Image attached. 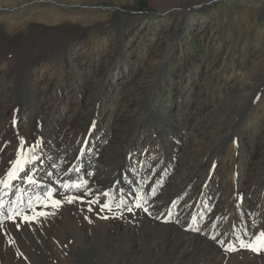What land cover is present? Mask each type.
<instances>
[{
  "label": "rangeland",
  "instance_id": "obj_1",
  "mask_svg": "<svg viewBox=\"0 0 264 264\" xmlns=\"http://www.w3.org/2000/svg\"><path fill=\"white\" fill-rule=\"evenodd\" d=\"M88 133L80 199L36 204L0 264H264L239 245L264 230V0H0V178L23 144L46 183Z\"/></svg>",
  "mask_w": 264,
  "mask_h": 264
},
{
  "label": "bare ground",
  "instance_id": "obj_2",
  "mask_svg": "<svg viewBox=\"0 0 264 264\" xmlns=\"http://www.w3.org/2000/svg\"><path fill=\"white\" fill-rule=\"evenodd\" d=\"M211 1H213V0H211ZM83 2V1H82ZM246 4H249L248 3V1H246L245 2ZM252 3V2H251ZM192 4H194V3H192ZM64 5L65 6H72L73 7V5H70V4H67V3H64ZM198 5H203V4H198ZM63 6V5H62ZM83 6V5H82ZM86 7V6H85ZM87 7L90 9V8H92L93 7V5H91V4H87ZM87 8V9H88ZM170 8H173V9H170ZM170 8H168L166 11L167 12H170V14L172 13V12H174L176 9L174 8V7H170ZM180 8V7H179ZM185 11V10H184ZM51 17V16H50ZM50 17H48V18H41V17H38V19L39 20H43V21H46V22H57V21H59V20H61L62 18L61 17H54V18H50ZM48 29V27L46 28V30ZM50 30V29H49ZM48 30V31H49ZM55 29H52V30H50V31H54ZM34 102L31 104V106L30 107H32L33 108V111L34 112H36L37 110L36 109H34ZM36 110V111H35ZM33 113V112H32ZM17 118V117H16ZM158 124V123H157ZM159 124H160V126H162L163 124H162V122L161 121H159ZM157 129H158V127H157ZM164 135V134H163ZM171 135H173L172 133H168V135L166 136L167 137V139H168V137H170ZM158 137V136H157ZM90 138H92V136H90V133H88L85 137H83V139H82V141L80 142V144H78V146H76L75 148V150H73V151H75L74 153H78V151H79V158H80V160L79 161H76L77 159V156H76V160L74 161V160H70V167H69V169L66 171V172H61L60 174H55V172H54V168H53V166L52 165H49V164H46V163H43L41 166H42V170H41V172L42 173H44V175H45V179H46V183H44V182H42V180H40V178L37 176L38 174H33V170L32 169H30V166L29 165H27L26 166V169H25V172H21L20 173V176H25V179H24V183H26L27 185L25 186V191H23V192H20L21 194H15L14 193V184H15V182H21V179H17V180H14L13 182H12V184H13V187L11 188V189H3V191L2 192H0V201H3V203H4V208H3V213H4V215H10V214H12V213H9L8 212V208L10 207V206H15L16 207V210L17 211H19V210H23L24 211V208H25V204H23V200H25L26 199V197L27 198H29L31 201H33V202H36L37 201V198L38 197H40V198H43V197H46V194H47V192L51 189V190H53V194H52V197H55V198H59V199H62V198H65L64 196H61L62 194H66V193H70L69 195L71 196V194L72 193H74V194H76V191H83V190H86V188H82L81 186L80 187H77L76 185L77 184H81V180L83 179L84 181L86 180V179H84L83 177H81V176H83V173H84V171H85V169L87 168V167H90L91 166V164L93 163V162H91V160L88 158V156L89 155H85L84 156V158L81 160V156H83L84 155V153H85V151L83 150V152H82V149L84 148V149H86V147L89 145V142H90ZM179 139V138H178ZM227 139V138H226ZM70 143V142H69ZM66 143H64V145H65ZM40 145V144H39ZM38 145V146H39ZM70 145V144H69ZM213 145V144H212ZM79 147L81 148L80 150H79ZM71 147H68L67 146V150L66 149H64V151L63 152H65L66 154H67V151L70 149ZM130 152V151H129ZM77 155V154H76ZM137 156V154H134V158H133V161H134V159H135V157ZM61 160V159H60ZM129 160V159H128ZM42 162V161H41ZM54 162V161H53ZM154 162V161H153ZM65 163V162H64ZM138 163V162H137ZM53 164V163H52ZM94 164H95V162H94ZM139 164V163H138ZM134 165V164H133ZM126 166V165H125ZM134 169H135V166H133L132 167V169L130 170V173L129 174H131V173H133L134 172ZM40 170V169H39ZM98 170V169H97ZM63 171V170H62ZM125 171V170H124ZM40 172V173H41ZM139 172V170H137V173ZM96 173V172H95ZM26 174L27 175H29V176H31L32 178H33V180L35 181V183H32V186H31V183H28V181H27V179H26ZM71 174V175H70ZM128 174V175H129ZM148 175V174H147ZM155 175V174H154ZM126 176V175H125ZM138 176V175H137ZM81 177V178H80ZM96 177H99V178H102V179H107V178H105L102 174H101V170H100V172H98L97 174H96ZM134 177H136V176H134ZM139 178V177H138ZM102 179L100 180H97L98 182H102ZM127 179V178H126ZM110 181V180H109ZM133 181V180H132ZM142 181V180H141ZM140 181V182H141ZM96 183L97 182H95V185H96ZM142 183V182H141ZM64 184H69V185H72V187H70V188H65L63 185ZM132 185V184H131ZM31 186V187H30ZM146 186V185H145ZM30 187V188H29ZM95 187V186H94ZM121 188H123L122 187V185H121ZM21 190V189H20ZM90 190V189H89ZM199 190V189H198ZM107 191V190H106ZM139 191V190H138ZM102 192H103V189H102ZM81 193V192H80ZM83 193V192H82ZM92 193V192H91ZM90 193V194H91ZM119 194V193H118ZM17 195L18 196H20L21 197V200L20 201H18L17 200ZM81 195V194H80ZM93 195L95 196V194L93 193ZM137 195H140V196H137ZM4 196V197H3ZM87 196V195H86ZM121 196V195H120ZM1 197H3V198H1ZM107 197V196H106ZM122 197V196H121ZM128 197V196H127ZM124 198L123 199V203H124V201L126 202V201H132V203L135 201V202H137V201H139L140 203H145L146 202V197H145V195H143V194H135L134 195V193H133V195L130 197V198ZM58 199V200H59ZM107 199V198H106ZM131 199V200H130ZM27 202V201H26ZM25 202V203H26ZM134 202V203H135ZM153 202V201H152ZM37 204H39V203H37ZM121 204V203H120ZM146 204V203H145ZM157 204V203H156ZM26 205H28L27 203H26ZM151 205V204H150ZM24 206V207H23ZM126 206H127V203H126ZM146 206V208H148L147 207V205H145ZM145 206H143V207H145ZM95 207V206H94ZM124 207V206H123ZM206 207V206H205ZM129 208H131V206L129 207ZM132 208H134L133 206H132ZM136 208V207H135ZM71 209H74V208H71ZM127 209V216H130V217H137L136 219H133L130 223H127V221L125 222V221H123V223H124V225L126 224L127 226H128V224H133V223H135V222H139V220H141V219H143V218H141V215H143L144 216V214L141 212V210L140 211H136V212H134L135 211V209L133 210L132 209V211H128V208H126ZM142 209V208H141ZM98 210V209H97ZM150 210V209H149ZM125 211V210H124ZM29 212V211H28ZM113 212V211H112ZM140 212V214H138ZM26 213V212H25ZM138 214V215H136V214ZM28 214V213H27ZM78 214V213H77ZM146 215V214H145ZM152 215V214H151ZM148 216V215H147ZM152 216H154V215H152ZM257 216V215H256ZM155 217V216H154ZM141 218V219H140ZM3 218L2 217H0V220H2ZM23 218L21 217V216H18L17 218H16V220H15V222L14 221H11V220H3V225H2V227H0V252H1V245H2V241H1V237H2V235H4V233H5V235L7 234V233H14V234H16V232H18V228L21 226V225H23L21 222L23 221L22 220ZM160 219V218H159ZM164 220V219H163ZM130 221V220H129ZM113 222V221H112ZM24 223V222H23ZM113 223H115V222H113ZM120 223V222H119ZM154 223V222H153ZM78 224V223H77ZM107 224H109V223H107ZM122 224V223H121ZM121 224H118V225H121ZM17 225H19L18 227H17ZM148 225V224H147ZM158 225V224H157ZM24 227H25V225H23ZM66 226V225H65ZM142 226H143V224H142ZM27 228H28V230H29V228H31V227H28V226H26ZM137 227V226H136ZM141 227V226H140ZM163 227V226H162ZM165 227V226H164ZM123 228V227H122ZM33 229V228H32ZM133 229V228H132ZM146 229H148V228H146ZM164 229V228H163ZM205 229V228H204ZM25 230V229H24ZM61 230V229H60ZM60 230H58V231H60ZM108 230H109V228H108ZM145 230V229H144ZM34 231V230H33ZM140 231V230H139ZM162 231V230H161ZM132 232V231H131ZM138 232V231H137ZM169 233V232H168ZM194 233V232H193ZM10 234V235H11ZM31 234V233H30ZM49 234V233H48ZM60 234V233H59ZM58 234V235H59ZM84 234V233H83ZM173 234H175V233H173ZM24 235V234H23ZM13 236V235H12ZM39 237V236H38ZM151 237V236H150ZM26 238V237H25ZM4 239V238H3ZM18 240V239H17ZM131 240V239H130ZM142 241V240H141ZM18 242V241H17ZM30 243V242H29ZM52 243V242H51ZM19 244V243H18ZM38 245H39V243H38ZM77 245V244H76ZM102 245V244H101ZM145 245V244H144ZM65 246V245H64ZM31 248V247H30ZM73 249H74V247H73ZM105 249V248H104ZM2 255V254H1ZM5 256V255H4ZM221 256V255H220ZM242 256H244V255H242ZM1 257V256H0ZM49 257V256H48ZM222 257V256H221ZM235 257V256H234ZM46 259V258H45Z\"/></svg>",
  "mask_w": 264,
  "mask_h": 264
},
{
  "label": "snow or ice",
  "instance_id": "obj_3",
  "mask_svg": "<svg viewBox=\"0 0 264 264\" xmlns=\"http://www.w3.org/2000/svg\"><path fill=\"white\" fill-rule=\"evenodd\" d=\"M35 146H32L31 148H28L27 151L24 150V145L21 144V148L18 150V154L17 157L14 161H11L10 164V168H8L6 175L3 178H0V191H2L3 189H11L13 187L12 182L14 180L20 179V173L21 172H25L26 166L33 163L37 157L35 155H32L33 151H34ZM26 179L28 181V183H35V181L33 180V178L29 175L26 174ZM87 181H82L81 184H77V187H80L82 184H86ZM65 188H70L72 187V185L69 184H64L63 185ZM52 194H53V190H49L46 194V197L37 198L36 202L33 201H29L28 202V207L32 210L33 215L29 216L27 214H25V212L23 210H16V207L10 206L8 208V212L12 213L10 215H4L3 213V208H4V203L3 201H0V217H2L3 219L0 220V227H2L3 225V220H11L14 221L16 220V218L18 216H21L25 221H30V220H36L38 217L40 216H47L50 213L44 212L42 210L38 211L36 204L39 203L41 205H43L44 207H47L49 203H51V205L53 207H59L61 202L60 200H53L52 198ZM104 196H108V193H103ZM80 199V197H65V200L67 202H72L73 200H77ZM17 200L20 201L21 197L17 196ZM91 203H99L98 200H93L89 202ZM137 208L142 207L141 203L139 201H137L136 205ZM104 209H110V205L109 204H104L101 206ZM117 207H119V205H117ZM128 211H132L131 208H128ZM145 212L148 211L147 208L144 209ZM19 225H17L18 227ZM198 230V229H197ZM213 240L216 239L215 236L212 237ZM219 243L224 244V241H219ZM239 245L242 248H250L253 251H260L262 249H264V230H261L258 234H256L251 240H246V239H241L239 241ZM231 250H235V247H232Z\"/></svg>",
  "mask_w": 264,
  "mask_h": 264
},
{
  "label": "water",
  "instance_id": "obj_4",
  "mask_svg": "<svg viewBox=\"0 0 264 264\" xmlns=\"http://www.w3.org/2000/svg\"><path fill=\"white\" fill-rule=\"evenodd\" d=\"M147 13H150V12H147Z\"/></svg>",
  "mask_w": 264,
  "mask_h": 264
}]
</instances>
